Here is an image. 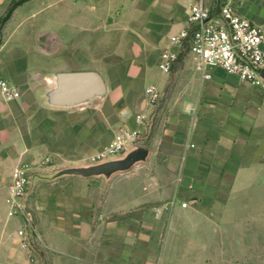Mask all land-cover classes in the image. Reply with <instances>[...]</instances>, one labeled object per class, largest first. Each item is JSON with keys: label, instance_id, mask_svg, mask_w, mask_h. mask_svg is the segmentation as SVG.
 Returning a JSON list of instances; mask_svg holds the SVG:
<instances>
[{"label": "crops", "instance_id": "crops-1", "mask_svg": "<svg viewBox=\"0 0 264 264\" xmlns=\"http://www.w3.org/2000/svg\"><path fill=\"white\" fill-rule=\"evenodd\" d=\"M32 1L17 7L1 30L0 80L14 86L19 96L6 101L0 94V132H4L0 137L8 141L0 152V186L10 184L14 165L23 155L39 154L47 146L56 148L49 142L71 134L82 140V120L90 117L92 109H99L96 115L101 116L108 143L115 134L137 128L150 137L148 162L135 167H149L155 159L154 176L147 180L142 179L144 170H136L130 174L134 176L118 174L107 182L73 177L36 181L34 188L46 187L33 200V207L48 219L44 244L51 264H71L64 260L69 258L74 264H147L148 252H158V260L162 257L176 221L188 224L196 217L219 220L220 247L231 262L264 264V249L253 253L252 244L241 239L239 225L234 230L228 226L233 206L242 201L251 206L259 196L264 198L263 88L239 82L221 70L210 81H202L189 58L181 59L169 75L157 67L162 48L185 27L186 7L195 0H77L76 5L70 0L68 7L77 13L81 9V21L70 23L68 33L60 38L47 27L34 30L30 54L12 44L14 29L7 27L19 9ZM216 1L232 2L240 15L264 30V0L205 3ZM9 2L0 0V16ZM116 10L131 18L129 27L139 24L156 30L158 53L144 52L136 42L118 44L112 34L102 31L108 25L98 21L100 14ZM93 33L98 36L95 40ZM77 35L86 38L77 43L73 38ZM110 42L115 48L99 52ZM153 68L158 70L156 76L151 74ZM80 71H95L103 78L106 95L101 102L81 109H53L41 103L39 94L52 84L53 74ZM148 86L159 91L155 106L147 104ZM137 115L150 120L149 128L137 126ZM93 125L99 127L98 122ZM39 130L42 142L37 139ZM10 150H14L12 159ZM1 164L10 165L5 169ZM6 190L0 192V256L4 264H20L26 254L12 243L18 242V229L13 228L21 222L7 217ZM133 211L140 212L135 220L152 241L149 247L138 245L143 260L116 263L115 244L124 252L134 237L127 234L129 218L116 221L115 214ZM234 252L251 255L234 257Z\"/></svg>", "mask_w": 264, "mask_h": 264}, {"label": "rangeland", "instance_id": "rangeland-1", "mask_svg": "<svg viewBox=\"0 0 264 264\" xmlns=\"http://www.w3.org/2000/svg\"><path fill=\"white\" fill-rule=\"evenodd\" d=\"M70 0H34L29 5L22 7L19 9L14 19L7 27L9 31L14 29L13 34L11 35L12 44L15 47H18L20 51L29 52L31 47L30 38L32 37V33L34 30L41 29L43 27H47L49 29L54 30L58 33L60 38L63 33H68V26L72 22H79L81 18L79 17L81 14V9L78 10L79 13L75 12V9L72 7H68V2ZM77 0H74L73 4L76 5ZM205 1V0H204ZM89 2V0H88ZM8 8V7H7ZM7 10V9H6ZM6 10L3 14H1L0 18L4 16ZM98 21L100 23L107 24L108 27L102 29L106 34H112L115 37V41L119 44L120 42H136L141 46L143 51L149 52H157L158 46L154 44L155 38L153 36V32L156 30L153 28L144 29L136 24L135 26L126 25L131 18L119 10L114 11L113 13H103L100 14ZM142 28V29H141ZM60 35V36H59ZM97 34H91V38L93 40L96 39ZM86 35H77L74 38L77 43L83 41ZM100 37V35H99ZM128 40V41H127ZM167 42V41H166ZM156 45V46H154ZM116 46V45H115ZM113 42H110L103 49L100 47L99 52L111 50L115 48ZM148 48V49H147ZM164 48V47H163ZM162 48V49H163ZM29 49V50H28ZM125 55V50H124ZM151 74L156 76L158 74V70L153 68ZM5 104V103H4ZM85 108V107H80ZM99 109H92V114L88 115L90 117L83 119V126L85 128V133L82 137V140L74 139V135L66 136L65 138H60L58 141L49 142L50 145H54L56 148L46 147L43 149H39V154L32 155H23L22 158L14 165V167L18 163H28L31 166V172L39 173V174H49L53 171H56L60 168L66 166H74V164H88L97 161V155L99 152L108 144V135L106 130L104 129V123H102V119L97 118V111ZM98 122L99 127L96 128L95 125L91 126ZM4 132H0V136H3ZM43 137V132L38 131L37 139L41 141ZM4 139V138H3ZM150 137L148 136L147 140L144 142V146H148ZM42 142V141H41ZM57 144V145H56ZM8 145V141L1 140L0 137V152L6 148ZM14 156V150H10V158L12 159ZM149 167H135L132 169L130 173H124L123 175H119L120 178H127L136 170H144L142 173V179L147 180L148 177L154 176L153 169L151 165L154 166L155 159L152 158L149 163ZM10 165V164H9ZM8 164H1V167L7 169L9 167ZM150 180V179H149ZM152 181V179H151ZM9 183L5 186L8 187ZM4 186H0V192L3 191ZM42 188L36 186L32 193L28 196L27 205L32 210L33 215L35 217L36 228L42 243L45 241V226L48 224V219H45L44 216L40 213V211H36L33 207L38 193ZM49 193V191H47ZM149 206H147L148 208ZM250 209H249V208ZM3 208H1V214H3ZM140 212H130L125 214H115L116 221H122L123 219L128 220V232L130 235L132 246L127 248L124 252L120 245L115 244L116 252H115V261L120 259L121 261L130 260L134 262L138 260H143V253L139 252L138 245H147L149 247V242L152 241L150 239V233H142L140 230V223L135 219H138L140 216ZM237 223V224H236ZM219 225L220 222L216 218L213 220H208L204 218H195L188 222V224H184L181 221H176V231L171 237L168 238V242L165 245L164 253L162 257L158 260V252L150 254L149 252L146 254V263L147 264H236L229 260L228 254L225 249L220 247V235H219ZM235 225H239V230L243 232L241 239L248 241L252 244V251L256 249L262 250L264 249V198L259 196L251 206L248 205V202H240L232 207L231 217L228 221L229 228H235ZM14 231L18 229V224L14 226ZM152 235V234H151ZM154 243V241H153ZM13 245H17L16 248H19L17 240L12 243ZM157 247V245H154ZM135 250H134V249ZM232 256L240 257L242 256H250L251 252L247 253H231ZM37 259V264H51L48 258V250L37 251L35 255ZM69 260L71 264L75 263V260L72 258L64 259ZM0 264H4L2 261V257L0 256ZM27 264L25 259L24 263Z\"/></svg>", "mask_w": 264, "mask_h": 264}, {"label": "built area", "instance_id": "built-area-1", "mask_svg": "<svg viewBox=\"0 0 264 264\" xmlns=\"http://www.w3.org/2000/svg\"><path fill=\"white\" fill-rule=\"evenodd\" d=\"M184 23L185 27L171 35L160 52L157 67L161 73L171 74L181 59L189 58L202 81H210L214 72L221 70L239 82L261 86L264 90V81L260 78L264 70V30L240 15L232 2L216 1L208 5L204 0H195L186 7ZM0 94L6 101L19 96L14 86L1 80ZM144 95L150 106H155L160 99L155 86L146 87ZM135 122L138 127L149 128L151 124L144 115H137ZM146 140L147 133L139 128L121 131L103 147L97 161L121 156L131 146H144ZM31 176L28 163L14 167L5 203L7 217L21 222L16 234L27 264H37V251L48 248L40 239L35 217L27 205L32 192Z\"/></svg>", "mask_w": 264, "mask_h": 264}, {"label": "water", "instance_id": "water-1", "mask_svg": "<svg viewBox=\"0 0 264 264\" xmlns=\"http://www.w3.org/2000/svg\"><path fill=\"white\" fill-rule=\"evenodd\" d=\"M264 81V70L260 72ZM106 95L103 78L95 71L58 72L52 75V84L44 89L39 98L41 103L53 109L84 107L91 102H101ZM150 150L144 146H131L121 156L101 161L60 168L50 174L34 173L31 176V190L36 181L53 182L64 178L92 179L105 182L113 176L124 174L137 165L146 164Z\"/></svg>", "mask_w": 264, "mask_h": 264}, {"label": "trees", "instance_id": "trees-1", "mask_svg": "<svg viewBox=\"0 0 264 264\" xmlns=\"http://www.w3.org/2000/svg\"><path fill=\"white\" fill-rule=\"evenodd\" d=\"M27 1L30 0H10L4 16L0 18V42H1V30L3 25L9 20L14 10Z\"/></svg>", "mask_w": 264, "mask_h": 264}]
</instances>
